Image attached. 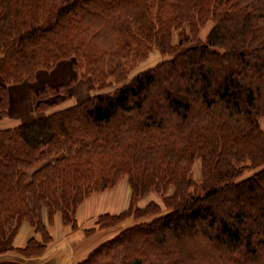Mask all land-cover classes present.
I'll return each mask as SVG.
<instances>
[{
  "label": "trees",
  "instance_id": "16d2710c",
  "mask_svg": "<svg viewBox=\"0 0 264 264\" xmlns=\"http://www.w3.org/2000/svg\"><path fill=\"white\" fill-rule=\"evenodd\" d=\"M153 48L170 59L129 79ZM67 59L122 85L0 129V256L38 263L57 214L81 231L85 199L127 178L131 206L83 230L76 264H264V0H0L1 117L11 86ZM66 88L33 90L36 108ZM152 190L166 213L136 206Z\"/></svg>",
  "mask_w": 264,
  "mask_h": 264
},
{
  "label": "rangeland",
  "instance_id": "374dc122",
  "mask_svg": "<svg viewBox=\"0 0 264 264\" xmlns=\"http://www.w3.org/2000/svg\"><path fill=\"white\" fill-rule=\"evenodd\" d=\"M212 27V23L209 22L207 23L200 31L199 34V40L197 42L198 45H202L205 43V40L207 38V35ZM176 41V39H175ZM167 59H170V56L167 54H162L157 48H153L152 51L148 53V56L138 62L135 63L133 66V69L131 70L130 74L128 75V78L131 79L132 77L136 76L137 74L155 68L159 63L162 61H165ZM128 81V80H127ZM125 81V82H127ZM51 83V84H50ZM66 85V91L62 90L61 95L57 96L53 99L50 100V102H54V105L52 107H47L45 110H38L36 108V105L34 104L33 101V90H38L46 85ZM122 83L119 84H106L102 88H98L99 86L94 83L92 78L88 77V74H85V72L81 69L78 70L74 66V62L72 59H67L64 61H60L56 64L53 70L47 71V70H40L37 73L36 81L35 82H29L26 81L24 83L18 84L11 86L10 89L16 87V95L17 100L12 98L10 96V89H9V96H10V101H9V112L6 118H3L0 116V129H6L12 127L16 123V121H12L10 119V111L11 115L16 114L17 111L16 109H19L22 113H27L28 118L26 120H32L35 118H40V117H45L53 112H56L58 110H62L71 106L76 105L77 103L86 101L87 99L91 98L92 96H95L99 93H114L116 89H118ZM22 88V89H20ZM26 103V105H25ZM17 104V106H16ZM11 108V109H10ZM16 113H15V112ZM19 111V112H20ZM13 112V113H12ZM261 127L264 131V117L260 120ZM257 171V170H256ZM256 171H250L245 174V177L253 175ZM192 176L195 180L199 181L202 177V164L201 160H197L193 167H192ZM118 190L122 192H126V196L129 199L128 202V208L131 206V186L127 178L121 179L117 185L111 189L104 190L100 193H94L91 194L88 198L85 199V201L82 203V205L79 207L78 211L80 208L90 199H97L101 194H104L106 192H110L113 190ZM174 191L173 188H170L167 192L168 195L172 194ZM151 202H154L160 206L161 213H166L168 211L167 206L164 204L163 197L156 191L152 190L150 191L146 196L140 198L137 200L135 203L137 207L139 208H145L147 205H149ZM92 211L96 210L97 205H93ZM128 208L126 210H128ZM77 211V214H78ZM125 211V210H124ZM123 212V211H122ZM107 214V213H106ZM111 214V213H109ZM56 217H61L62 221L63 218L60 214H57ZM55 217V219H56ZM99 217V216H98ZM97 217V218H98ZM96 218V220H97ZM46 222H48V217L45 218ZM55 222V221H54ZM96 222V221H95ZM135 224V219L133 217L127 218L125 222L123 223L124 227H129ZM66 227V226H65ZM95 227V223L93 224L92 228ZM69 228V227H67ZM70 229V228H69ZM110 232L104 239H109L112 236H114L117 233L118 226H114L109 229ZM82 234H81V233ZM70 233L74 235V237L70 236V239L68 240L70 243L69 246L74 252V256H76L78 259H81L82 255L85 253L84 248L85 245L88 243V241L95 240V237H86L82 231L79 232H72L70 230ZM80 233V237L76 234ZM107 233V231H104V234ZM97 235V234H95ZM94 235V236H95ZM98 235H101L100 233ZM97 237V236H96ZM73 240V241H72ZM102 240V237L98 239V242ZM54 244V239L52 244L48 247L46 251V255H48V250L51 249L52 245ZM172 244H175L173 241ZM80 253V254H79ZM64 257V255H63ZM204 259H207L204 257Z\"/></svg>",
  "mask_w": 264,
  "mask_h": 264
},
{
  "label": "crops",
  "instance_id": "0c3cea01",
  "mask_svg": "<svg viewBox=\"0 0 264 264\" xmlns=\"http://www.w3.org/2000/svg\"><path fill=\"white\" fill-rule=\"evenodd\" d=\"M51 84V83H50ZM61 85V84H60ZM52 86H55L52 84ZM59 86V85H57ZM22 89V88H20ZM16 87L10 89V96L11 99L14 98L17 100ZM26 105V103H25ZM17 106V104H16ZM11 109V108H10ZM17 113L11 115L10 111V119L12 121H16L12 127L19 125L22 122L27 121L28 114L22 113L19 109H16ZM20 111V112H19ZM13 113V112H12ZM10 127V128H12ZM126 192L113 190L110 192H106L101 194L97 199L93 200L90 199L87 201L78 211L77 219L82 227V231L85 229L92 228L93 224L96 221V218L100 215L111 213V214H119L122 211L128 208L129 199L126 196ZM97 205L96 210L92 211L93 205ZM49 232L54 239V244L52 245L51 249L48 250V255L45 256L44 254L38 263L35 264H76L78 259L74 256L73 250L69 246L70 236L74 237L72 233H70V229L64 226V223L61 217H56L55 222L52 226L49 227ZM81 233V232H80ZM80 233L76 234L80 237ZM82 234V233H81ZM35 232L29 225H24L15 239V245L19 248L24 247L28 240L35 236ZM73 241V240H72ZM64 255V257H63ZM0 264H32L26 262V259H21L15 255H4L0 256Z\"/></svg>",
  "mask_w": 264,
  "mask_h": 264
}]
</instances>
